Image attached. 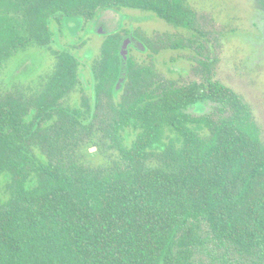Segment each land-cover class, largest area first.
<instances>
[{
  "label": "trees",
  "instance_id": "16d2710c",
  "mask_svg": "<svg viewBox=\"0 0 264 264\" xmlns=\"http://www.w3.org/2000/svg\"><path fill=\"white\" fill-rule=\"evenodd\" d=\"M123 8L194 32L173 48H205L186 0H0V74L31 47L55 60L35 83L0 86V264H202L196 251L209 240L223 264H264V140L208 57L198 59L204 78L185 82L129 56L116 92L129 32H108L91 64L54 46L53 23L79 27ZM206 101L219 105L187 112ZM88 142L120 160L85 163Z\"/></svg>",
  "mask_w": 264,
  "mask_h": 264
},
{
  "label": "rangeland",
  "instance_id": "374dc122",
  "mask_svg": "<svg viewBox=\"0 0 264 264\" xmlns=\"http://www.w3.org/2000/svg\"><path fill=\"white\" fill-rule=\"evenodd\" d=\"M198 13L197 44L195 46L173 48L169 46L178 41L186 42L194 33L182 27L170 25L154 12L133 8H123L119 15H124L121 28L116 32H131L137 41L130 45L129 51L139 64H149L155 72L166 78L189 82L202 80L206 69L201 67L198 59L205 56L211 61L210 72L213 78L223 82L250 105L254 119L261 130L264 140V0H186ZM112 22L114 14L107 13ZM75 22L65 23L57 30V23L52 27L56 31L54 46L75 52L80 58L91 64L101 54L108 33L97 32L96 20L74 26ZM138 36V37H137ZM127 38V37H126ZM140 42L146 49H141ZM55 60L49 50L42 47H31L11 57L0 74L1 88H10L21 82L32 84L52 71ZM201 71L196 73L195 68ZM87 74L88 70L84 71ZM85 80L89 75H84ZM88 88V87H87ZM81 93L70 95V102L77 104ZM219 104L206 101L198 106H191L188 113L201 115L212 112ZM134 135L130 134L127 144ZM38 151V150H37ZM39 152V151H38ZM82 160L90 165H109L118 161L119 153L108 143L96 145L88 142L81 147ZM5 179L0 178V195L4 196ZM208 235V227L203 224ZM197 259L202 264H223L222 246L217 242L207 241L196 251ZM233 260V257H232ZM225 263V262H224Z\"/></svg>",
  "mask_w": 264,
  "mask_h": 264
},
{
  "label": "water",
  "instance_id": "95a60500",
  "mask_svg": "<svg viewBox=\"0 0 264 264\" xmlns=\"http://www.w3.org/2000/svg\"><path fill=\"white\" fill-rule=\"evenodd\" d=\"M96 29V28H95ZM98 33L103 34V33H108L106 31H104L103 29H99L97 30ZM133 40H137L136 37L131 34L129 37L124 39V42L121 46L120 49V55L122 58V73L121 76L116 84V92H118L124 85L126 79H127V72H128V60H129V56H130V51H129V47L130 45L133 43ZM140 48L141 49H146V46L144 43L140 42Z\"/></svg>",
  "mask_w": 264,
  "mask_h": 264
},
{
  "label": "flooded vegetation",
  "instance_id": "af4514ba",
  "mask_svg": "<svg viewBox=\"0 0 264 264\" xmlns=\"http://www.w3.org/2000/svg\"><path fill=\"white\" fill-rule=\"evenodd\" d=\"M120 10H112V14H114V19L112 22L109 21V18H107V14H105L103 17H99L96 19V30L103 29L106 32L110 33H116L122 26L124 15H119ZM132 33L129 32V34L126 37H129ZM137 41V40H135ZM134 42V41H133ZM135 43V42H134Z\"/></svg>",
  "mask_w": 264,
  "mask_h": 264
}]
</instances>
